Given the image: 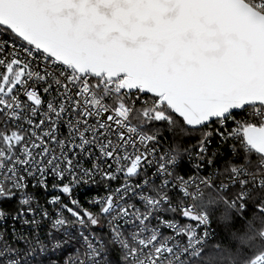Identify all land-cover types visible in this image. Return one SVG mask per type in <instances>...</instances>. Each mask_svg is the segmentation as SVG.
<instances>
[{
    "label": "snow or ice",
    "instance_id": "1",
    "mask_svg": "<svg viewBox=\"0 0 264 264\" xmlns=\"http://www.w3.org/2000/svg\"><path fill=\"white\" fill-rule=\"evenodd\" d=\"M0 264H264V0H0Z\"/></svg>",
    "mask_w": 264,
    "mask_h": 264
}]
</instances>
